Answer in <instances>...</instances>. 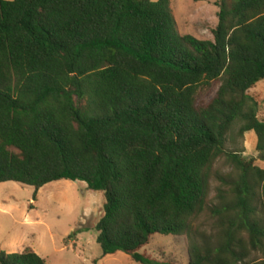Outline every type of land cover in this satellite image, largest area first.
Masks as SVG:
<instances>
[{
	"label": "trees",
	"instance_id": "16d2710c",
	"mask_svg": "<svg viewBox=\"0 0 264 264\" xmlns=\"http://www.w3.org/2000/svg\"><path fill=\"white\" fill-rule=\"evenodd\" d=\"M217 6L203 41L179 34L170 0H0V184L33 187L34 200L63 180L102 192L104 257L172 264L141 251L187 235L188 264H264V170L226 151L240 123L264 159L250 96L264 81V0ZM216 83L209 102L198 98ZM225 155L240 174L222 228L203 241L191 221ZM0 264L48 263L26 248L0 252Z\"/></svg>",
	"mask_w": 264,
	"mask_h": 264
},
{
	"label": "rangeland",
	"instance_id": "374dc122",
	"mask_svg": "<svg viewBox=\"0 0 264 264\" xmlns=\"http://www.w3.org/2000/svg\"><path fill=\"white\" fill-rule=\"evenodd\" d=\"M219 1L170 0L179 34L213 41L219 22ZM219 86L216 83L203 89L198 98L209 102ZM250 96L258 103V118L264 120V81L250 91ZM239 129L240 123H237L227 135V154L253 159L254 166L264 170V159L257 152L256 134L248 132L242 137ZM239 174L235 162L227 155L217 158L209 168L205 206L191 221L203 241L213 242L222 228L223 214L219 213L231 201ZM256 192L260 190L257 188ZM35 193L30 186L13 182L0 184V252L15 254L31 248L48 264H136L124 253L103 256L95 230L106 203L102 192L88 190L83 182L63 180L41 188L36 200ZM260 202L261 199L254 203L257 209L261 207ZM243 237L246 239V235ZM141 253L172 264H188L189 238L187 235L156 236ZM252 256L261 258L262 255Z\"/></svg>",
	"mask_w": 264,
	"mask_h": 264
}]
</instances>
